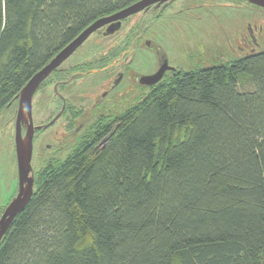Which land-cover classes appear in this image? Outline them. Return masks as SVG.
<instances>
[{
	"label": "trees",
	"instance_id": "obj_1",
	"mask_svg": "<svg viewBox=\"0 0 264 264\" xmlns=\"http://www.w3.org/2000/svg\"><path fill=\"white\" fill-rule=\"evenodd\" d=\"M139 1L0 0V116ZM102 126L39 175L0 264H264V51L184 70Z\"/></svg>",
	"mask_w": 264,
	"mask_h": 264
},
{
	"label": "rangeland",
	"instance_id": "obj_2",
	"mask_svg": "<svg viewBox=\"0 0 264 264\" xmlns=\"http://www.w3.org/2000/svg\"><path fill=\"white\" fill-rule=\"evenodd\" d=\"M192 5L197 6L196 9H192L195 10L194 13H192V11H184L181 13L182 18H171L175 15L174 12H178L180 9L189 10ZM224 5H230L232 7H225ZM255 13L257 15L256 18H252L253 12L244 13L237 10L233 8V3L225 4L215 2L214 0H177L171 9L164 12V14H167L166 18H161L158 24L152 28L154 31L158 32H153L155 34L154 39L161 41L168 53L171 54L172 65L177 71L188 70V67L185 66L183 57L179 56L177 53L175 45L173 44L175 41L181 51H190L191 46L196 47L198 51V58L203 57L202 49L205 50L209 47L207 50L209 55L208 60L205 57L204 59L208 61L211 67L219 66L231 59L242 58L251 53H261L264 51V13ZM176 21L179 22L176 23ZM172 25H175V28L172 27ZM254 35L257 43L254 46H248L246 48L245 46H247V42L245 43V39L254 41ZM167 39L171 40L170 43ZM115 40L116 39L114 38L103 40V38H99L98 32L94 33L57 69L58 72L67 76L69 81H73L75 80L73 74H88L95 73L97 72L96 70H102L101 66L106 64V61H109V58L107 57L112 55L111 48L116 45ZM201 45H204L205 47ZM252 48L253 50H251ZM149 55L152 57V55L148 52L142 53L140 60L136 61L132 67L145 73L151 71L154 67V63H151L153 59H151ZM189 64L190 61L188 65ZM63 70L65 71L62 73ZM56 71H54L52 75ZM102 74H104V72L90 76L81 87L84 88L93 83L99 84L105 79ZM52 75L46 80L47 82H44L45 84L43 83L44 85L42 84V88L36 93V98L34 99L36 120L39 122L41 120L45 121L48 117L49 124L56 118L55 115L59 109L58 108L55 111L56 103L53 101L54 95L50 85L51 81H49ZM169 75L173 76L172 74ZM76 83L77 82L72 83L70 87L75 86ZM70 87L59 90V93L69 101V115L67 114L63 119L56 122L54 128L49 130V134L58 131L59 138H63L62 128L65 125L64 123H67V121L70 120L68 117L71 113H73L72 111L77 110L81 105L80 100L77 99V94H79L78 89L71 90ZM129 93L130 91L126 92L118 90L117 101L110 105L112 107L110 108L111 111H108L105 115L98 117L99 119L96 118L92 123H90L88 126L90 129L88 130V128H86V133L80 134V141H85L87 136H91L94 132V128H102L105 127L102 125H108L111 117H115L117 114L127 110L136 101H139L146 95V93L142 92V94L140 91L131 94ZM15 111L16 108L12 107L4 111L0 116V163L5 164L3 169L0 170V194L5 192V187L14 182V175H16L15 154L12 140V124H5L6 121L12 118ZM111 113V116L108 115ZM77 145L70 142L67 148L55 157L41 159L39 162H36V171H38V169L42 166L45 169L49 167L51 163L54 164L58 160L65 159Z\"/></svg>",
	"mask_w": 264,
	"mask_h": 264
},
{
	"label": "flooded vegetation",
	"instance_id": "obj_3",
	"mask_svg": "<svg viewBox=\"0 0 264 264\" xmlns=\"http://www.w3.org/2000/svg\"><path fill=\"white\" fill-rule=\"evenodd\" d=\"M215 2L221 3H233V8L240 10L242 12H253V17L256 18L255 12L264 13L263 9H260L254 5H250L246 1L243 0H214ZM176 1H171L166 6L162 5L159 8H155V5L150 9H147L139 14H136L132 17H129L122 21L121 27L118 31H116L113 35H107V29L109 25L105 26L103 29L97 31L99 33V38H103V40H108V38L116 39V45L111 48L112 55L108 56L109 61H106V64L102 65V70H96L95 73H76L73 74L75 80L69 81V78L63 74H60L58 70L52 75L49 79L51 81V89L54 95L53 101L56 103V112L55 117L61 114L60 118L56 121L63 119L64 116L68 114L69 101L59 93V90L67 87L74 82H77L75 86L70 87L71 90L79 91L77 94V99L80 100L81 105L73 113L68 117L70 120L67 123H64V127L62 128L63 138H59V132L55 131L49 134V130L54 128L56 122L50 127H46L49 125V118L47 117L40 122L35 118L34 111V100H33V126L41 127V129L36 130L34 137V150H33V158H32V167L34 170V178H35V190L36 184L38 182V177L40 174L44 172L43 166L36 171L35 164L39 162L41 159H49V157H55L57 154L61 153L63 150L67 148L70 142L74 143V145L80 144V134L86 133V128L92 123L96 118L105 115L108 111H111L113 102L117 101L118 98V90L126 91L129 94L134 92H144L147 93L152 87H155L160 82H163L173 76L181 74L184 70H178L172 65L171 54L168 53L167 49L163 46L161 41L154 39V33H158L154 31L152 28L158 24L161 18H166L167 14H164L167 10L171 9L173 4ZM225 7H232L230 5H224ZM197 6L192 5L189 10L180 9L178 12H174V16L171 18H182V14L184 11H192L194 13ZM223 8V7H222ZM169 16V15H168ZM245 17L244 15H242ZM242 17V18H243ZM184 18V17H183ZM179 21H176L178 23ZM175 28V25H172ZM152 29V30H151ZM177 31V30H176ZM154 32V33H153ZM178 33V32H177ZM253 40L245 39V43L247 42V46H254L257 43L255 39V35ZM170 43L171 40L167 39ZM177 50L179 56L183 57L184 64L188 67V70L195 68H207L211 67L208 63V48L205 50L202 49V58H198L197 48L191 46V50H183L181 51L176 43H173ZM171 46V45H170ZM205 47L204 45H201ZM208 46V45H206ZM253 50V48L251 49ZM116 52V53H115ZM148 52L152 55L151 63H154V67L149 72H142L139 69L133 68L132 65L136 63V61L140 60L141 54ZM183 52V53H182ZM204 57L207 59L205 60ZM198 58V59H197ZM225 58V57H223ZM190 61V64L188 65ZM167 63L169 69L166 71L165 75L161 79L159 83L154 86H146L141 83V80L145 76H150L156 74L161 67H164ZM192 64V65H191ZM148 65V64H147ZM191 66V67H189ZM65 70L62 71V73ZM94 71V70H93ZM187 71V70H186ZM102 74L105 79L101 81L99 84H91L87 87L82 88L81 86L86 82V80L92 76L97 74ZM172 74L173 76H170ZM47 82V81H46ZM45 84V83H44ZM43 84V85H44ZM39 90L42 88V86ZM49 89V88H48ZM39 90L37 92H39ZM77 91V92H78ZM143 94V93H142ZM36 95V94H35ZM36 97L34 96V99ZM13 108H16L12 118L6 121V125L12 124V140H13V149L15 154V166H16V175L14 178V182L9 186L5 187V192L0 194V220L5 213L8 206L12 203V201L17 197L19 192V176H18V163H17V154H16V144H15V134H16V121H17V110L18 103ZM110 109V110H107ZM69 115V114H68ZM75 115V116H74ZM108 115H112L108 114ZM74 116V117H73ZM54 117V118H55ZM109 117V116H107ZM14 119V120H13ZM99 119V118H98ZM53 121V120H52ZM23 135L26 134V125L22 126ZM90 128H88L89 130ZM14 130V134H13ZM57 133V134H56ZM83 137V136H82ZM1 141V134H0ZM50 152V154H49ZM51 155V156H49ZM5 164L0 163V170L3 169ZM9 184V183H8Z\"/></svg>",
	"mask_w": 264,
	"mask_h": 264
},
{
	"label": "water",
	"instance_id": "obj_4",
	"mask_svg": "<svg viewBox=\"0 0 264 264\" xmlns=\"http://www.w3.org/2000/svg\"><path fill=\"white\" fill-rule=\"evenodd\" d=\"M171 1L177 0H141L136 4L117 12L111 16L101 18L85 29L73 42L60 51L44 68H42L28 82L17 97L18 110L16 121V154L18 163L19 192L17 197L8 206L0 220V246L17 216L25 209L32 200L35 193V178L32 167L34 150V137L36 130L41 127L33 126V100L41 85L56 71L76 50L81 47L94 33L109 25L107 35H113L121 27L123 20L139 14L155 5L159 8L166 6ZM264 10V0H243ZM251 53L248 55H254ZM169 69L167 63L154 75L145 76L141 83L146 86H154L161 81ZM59 114L49 125H53L59 118ZM26 125V134L23 135L22 126Z\"/></svg>",
	"mask_w": 264,
	"mask_h": 264
}]
</instances>
